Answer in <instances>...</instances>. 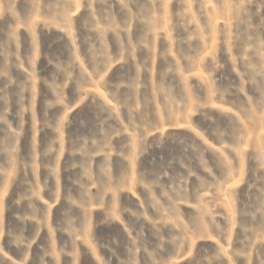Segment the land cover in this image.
I'll use <instances>...</instances> for the list:
<instances>
[{
  "label": "rangeland",
  "instance_id": "1",
  "mask_svg": "<svg viewBox=\"0 0 264 264\" xmlns=\"http://www.w3.org/2000/svg\"><path fill=\"white\" fill-rule=\"evenodd\" d=\"M0 264H264V0H0Z\"/></svg>",
  "mask_w": 264,
  "mask_h": 264
}]
</instances>
